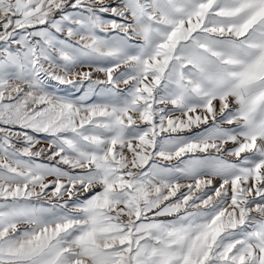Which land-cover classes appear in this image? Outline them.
I'll list each match as a JSON object with an SVG mask.
<instances>
[{"label": "snow or ice", "instance_id": "1", "mask_svg": "<svg viewBox=\"0 0 264 264\" xmlns=\"http://www.w3.org/2000/svg\"><path fill=\"white\" fill-rule=\"evenodd\" d=\"M0 264H264V0H0Z\"/></svg>", "mask_w": 264, "mask_h": 264}]
</instances>
